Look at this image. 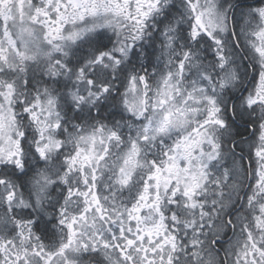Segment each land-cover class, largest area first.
I'll return each instance as SVG.
<instances>
[{
	"label": "snow or ice",
	"instance_id": "snow-or-ice-1",
	"mask_svg": "<svg viewBox=\"0 0 264 264\" xmlns=\"http://www.w3.org/2000/svg\"><path fill=\"white\" fill-rule=\"evenodd\" d=\"M0 264H264V0H0Z\"/></svg>",
	"mask_w": 264,
	"mask_h": 264
}]
</instances>
